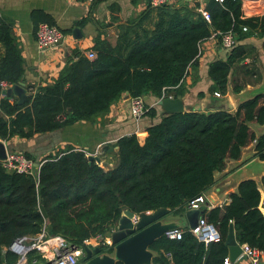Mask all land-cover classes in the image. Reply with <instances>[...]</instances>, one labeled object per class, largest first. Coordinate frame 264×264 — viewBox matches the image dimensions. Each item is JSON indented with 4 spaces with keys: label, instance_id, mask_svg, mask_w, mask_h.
I'll list each match as a JSON object with an SVG mask.
<instances>
[{
    "label": "trees",
    "instance_id": "16d2710c",
    "mask_svg": "<svg viewBox=\"0 0 264 264\" xmlns=\"http://www.w3.org/2000/svg\"><path fill=\"white\" fill-rule=\"evenodd\" d=\"M199 6L191 0L180 7H156L151 28L141 27L149 15L146 11L135 26L120 28L114 46L97 38L92 58L78 52L49 84L37 89L28 86L33 92L22 102L0 96V141L27 139L87 121L106 112L121 94L130 98L182 95L183 79L197 66L200 42L215 32L219 45L217 32L229 31L234 43L224 49L223 58L207 64V92L223 95L230 86L236 93L250 79L257 80L260 76L253 63L257 57L245 40L262 39L264 56V14L246 16L249 4L242 0H205L206 21ZM31 19L34 29L39 22L54 24L40 10L32 11ZM0 44V81L13 85L23 74L22 56L11 34V22L2 16ZM157 107L146 104L143 116L158 119L143 128L141 137L134 132L102 146L103 153L114 158L111 167L88 160L83 151L70 145L38 161L33 173L7 170L0 161V264L14 263L15 255L7 250L13 239L34 235L42 225L48 234L78 247L83 240L113 229L123 209L183 212L188 201L214 183V173L228 160L239 159L248 145L258 160H264V92L254 93L230 111L164 114ZM252 125L262 130L256 134ZM21 154L30 159L27 153ZM199 209V216L217 230L219 239L205 244L187 228H182L179 239L162 235L149 246L151 264H221L230 223L238 244L264 250V176L258 182L239 181L226 203ZM101 250L110 253L112 246ZM33 257L41 259L30 252L28 258Z\"/></svg>",
    "mask_w": 264,
    "mask_h": 264
},
{
    "label": "crops",
    "instance_id": "0c3cea01",
    "mask_svg": "<svg viewBox=\"0 0 264 264\" xmlns=\"http://www.w3.org/2000/svg\"><path fill=\"white\" fill-rule=\"evenodd\" d=\"M185 1L191 0H170L167 5L180 7L184 5ZM197 1L200 4L199 8L203 10L202 6L205 0ZM35 10L46 13L62 34L60 40L53 47L43 50L36 47L34 23L31 19V12ZM197 10L200 11L198 8ZM146 11L149 15L142 21L141 27L151 28L156 17V9L148 6V0H93L90 3L81 0H0V16L11 22V34L20 48L23 67L20 83L25 89V95L28 93V86L37 89L54 80L65 63L76 59V53L81 52L85 56H87V52L94 53L91 49L97 38L105 41L111 47L114 46L118 41L120 28L135 26L138 19ZM244 14L246 16L264 14V0H253L252 5ZM129 35L133 37L132 34ZM245 42L253 46V53L257 57L255 62L249 58L245 61L255 63L260 77L257 80L250 79V83H245L236 93L231 92L230 86L228 92L223 95L214 96L207 92L210 84L206 75L207 64L214 59L225 56L224 49L216 42L215 37L210 35L200 42L195 70L189 69L188 74L183 79L185 92L180 96H172L182 101L183 110L224 109L230 111L239 102L251 97L256 91L264 92L262 39L251 37L247 38ZM2 53L3 49L0 44V57ZM65 86L66 84H64ZM8 87L10 86L0 92V96L7 97L10 102L17 101L18 97L15 93L6 95ZM129 99L127 94H121L106 112L87 121L72 122L50 132L34 134L27 139L12 137L3 140L5 151L15 150L20 153H27L32 161L38 162L46 155L61 151L65 146L70 145L83 151L85 155L96 156L99 165L111 167L114 158L112 155L103 153L102 146L112 144L119 137L134 133L136 130L141 135L144 127L158 119V117L149 119L142 115L135 123L129 114ZM155 100V97L145 96L147 104H152ZM154 105L156 106V104ZM157 110L161 111L159 107ZM256 128L258 130L256 134L262 130V126ZM113 150H116L115 146ZM262 163L264 160H258L254 156L252 145L246 146L239 159L228 160L221 171L214 173V183L202 193L207 201L200 205V208L209 209L226 203L228 194L243 179H253L258 182L259 178L264 176ZM258 189L260 199H262L263 192L259 186ZM186 211L187 208L183 212L172 214L167 209L160 220L162 222H174L178 228H188ZM261 212L264 215L262 209ZM150 251L152 252V250ZM257 251L258 260L255 264H264V250ZM225 255L224 258H227L228 249ZM77 264L85 263L81 261ZM228 264L253 263L245 256L239 257L238 254L234 260L228 261Z\"/></svg>",
    "mask_w": 264,
    "mask_h": 264
},
{
    "label": "built area",
    "instance_id": "2783aa9c",
    "mask_svg": "<svg viewBox=\"0 0 264 264\" xmlns=\"http://www.w3.org/2000/svg\"><path fill=\"white\" fill-rule=\"evenodd\" d=\"M85 3H90L93 0H81ZM221 2L222 0H217ZM252 5L253 0H242ZM170 0H148V6L151 8L160 7L162 5H167ZM201 16L208 21L209 16L206 11L201 10ZM216 34L213 33L211 36ZM220 35V46L223 49H228L234 43V38L232 34L228 32L219 33ZM36 47L39 50L47 49L53 47L62 37L60 30L54 24H48L46 22H39L34 30ZM87 57L92 58L94 56L93 52H87ZM10 86L4 81H0V88L2 91ZM28 92H33V89H29ZM214 96H218L217 92L213 93ZM165 97L161 94L156 98L155 102L152 104H147L145 97H133L129 99V114L137 123L138 119L144 114L146 110V104L148 106H153L156 104L157 99ZM167 97H172L167 95ZM137 132V130L135 131ZM3 166L7 170H13L17 173H33L39 164L26 158L23 154L17 151L6 152L5 160L2 161ZM36 164V166H35ZM206 197L204 194L198 195L194 199L188 201L187 210L199 209L200 205L206 202ZM111 230V229H110ZM187 230L194 235L198 240L203 243L214 242L219 239V234L217 230L209 223H207L202 217L198 216L196 224L193 228H187ZM182 228H173L165 231L163 235L168 238H180ZM82 244L95 245L100 248H105L110 245L109 240L104 236V234H96L90 239L83 240ZM81 244V245H82ZM80 245V246H81ZM240 248L239 257H246L251 263L255 264L258 260V251L254 248H250L245 244H238ZM80 246L76 247L69 244L64 238L59 235H50L47 233L45 226L42 225L38 233L34 235H21L16 237L8 245L7 250L15 255V261L13 264H77L78 255L81 253ZM30 252H35L41 256L39 258H28ZM168 256V254H167ZM222 264H228V258H223Z\"/></svg>",
    "mask_w": 264,
    "mask_h": 264
},
{
    "label": "water",
    "instance_id": "95a60500",
    "mask_svg": "<svg viewBox=\"0 0 264 264\" xmlns=\"http://www.w3.org/2000/svg\"><path fill=\"white\" fill-rule=\"evenodd\" d=\"M11 93H15L18 97L17 103L22 102L26 96L25 89L20 82L10 85L6 89L7 96ZM156 105L164 114L183 111V103L176 97H161L157 99ZM139 136L141 135L139 134ZM5 156L6 151L2 141H0V161H4ZM86 157L88 160L98 162V158L94 155L86 154ZM262 168L264 170V163H262ZM166 210L165 208H157L147 211L148 213H135L128 209H123L114 228L104 233V236L112 246V251L105 253L98 246L82 244L80 246L82 260L85 264H151L153 254L149 250L150 244L162 236L165 231L177 227L174 222H162L160 220ZM38 211L44 218L45 212L40 204H38ZM199 213L200 209H190L185 212L189 228L195 226ZM225 244L228 249L227 258L232 261L240 253V249L234 239L231 223L228 225Z\"/></svg>",
    "mask_w": 264,
    "mask_h": 264
},
{
    "label": "rangeland",
    "instance_id": "374dc122",
    "mask_svg": "<svg viewBox=\"0 0 264 264\" xmlns=\"http://www.w3.org/2000/svg\"><path fill=\"white\" fill-rule=\"evenodd\" d=\"M252 127H253V129H254L255 132L258 131L257 128H256L257 125H252ZM139 134H140V133H139ZM36 163L39 164L38 162H36ZM79 259H82V254H79V255H78V260H79Z\"/></svg>",
    "mask_w": 264,
    "mask_h": 264
}]
</instances>
